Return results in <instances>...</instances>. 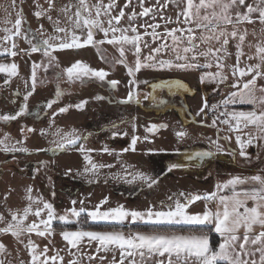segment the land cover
Returning <instances> with one entry per match:
<instances>
[{"label":"snow or ice","instance_id":"obj_1","mask_svg":"<svg viewBox=\"0 0 264 264\" xmlns=\"http://www.w3.org/2000/svg\"><path fill=\"white\" fill-rule=\"evenodd\" d=\"M15 2L16 0H13L14 7ZM34 4L36 11L33 15L38 20L47 19L52 28L51 33H47L43 23L36 31L30 27L25 28L23 25L26 21L21 9L17 13L13 27L3 29L5 35L0 37L2 41L0 58L7 60L22 54L30 56L32 53L40 52L48 58V64L32 62L31 75L25 80L24 104L14 113H0V122L8 123L28 114L27 101L36 91L37 69L43 67L47 71L53 61L57 60L55 52L80 50L88 46L99 50L100 45L107 43L117 47L121 58L118 63L127 68L130 77L129 92L119 101L120 103L140 102L139 93L136 91L139 83L136 73L143 68L200 71V82L224 85L228 80L224 73L227 67L234 77L228 86L235 91L230 92L220 104L211 106L212 110L218 111L223 105L224 110L219 111L210 126L216 127L219 121L227 125L229 131L236 132L235 139L241 157L248 158L245 148L252 145L254 140H264V107H261L264 106V83H260L264 81V41L255 45L249 44L250 48H255V53L247 56V59H255L257 63L240 66L241 58L245 56L243 45L248 35L247 29L241 30V25L255 24L258 21L264 26V0H124L122 5L118 0L107 2L96 0L95 3H89V0H44L46 7L40 4L39 0H34ZM170 5L178 9L175 18L166 15ZM53 13L56 14L55 18ZM62 18L67 20V26H61ZM125 18L128 20L127 26L121 23ZM169 24L177 26L168 27ZM261 31L264 32V27ZM98 33H102V38H97ZM45 35L46 38H42ZM252 35L255 36L256 33L253 32ZM21 38L28 48L18 47L17 40ZM233 41L236 62L227 65L225 61L232 55L229 52V45ZM144 49H148L147 54L144 53ZM129 51L135 57L134 67L128 66L126 62V52ZM164 55H168L169 58H162ZM201 58L204 59V63L200 62ZM214 66L217 71H209ZM64 72L69 81L79 80L81 83L92 78L103 82L109 74L79 60L66 67ZM0 73L5 74L4 84L8 85L12 78L19 75V65L14 60L11 62L0 60ZM107 83L115 89L119 81L111 80ZM158 87L161 85H152L153 90ZM174 87L186 86L183 82L176 81ZM257 92L262 95L257 96ZM61 95L57 88L55 99L47 101L45 107L50 109ZM150 95H145L144 99H149ZM96 99L102 100L104 97L97 96ZM86 103L87 101H81L74 107L82 109ZM235 104H249L254 107L250 111H228V105ZM68 107L70 106L61 107L58 113H53V118L68 111ZM208 108L205 100L197 114L207 115L205 110ZM250 126L257 130L255 135L244 132ZM166 127L164 124H151L146 131L155 133ZM35 131L27 126H21L20 133L23 139L15 141L6 133L0 139V151L12 154L13 158L15 153L27 152L28 149L23 146L24 140ZM240 133H244L247 139H243ZM46 134V130H41V135ZM59 134L58 129L56 135ZM175 135L182 139L187 133L181 130ZM86 139L87 137H82L73 130L64 134L51 150L66 151L76 147V150L85 153L84 159L87 165H90L86 166L85 171L105 167L106 165L95 164L87 154L95 150L84 148L81 141ZM139 139L133 136L130 146L123 151H135ZM144 139L147 140L148 137L145 136ZM219 139L221 138L210 141L216 145L217 150H220ZM222 139L230 140L231 136ZM102 151L109 152V149L105 147ZM212 156V151L196 153V157L200 158ZM176 167L180 165H171L169 171ZM136 180L144 182L149 188L157 183L155 178L140 172L132 174V180L128 182ZM249 182L252 187L238 190V186ZM226 190L230 194H220ZM26 192L29 203L22 213L19 210L10 211V219L0 213V224H4V227H0V234H10L17 244L24 246L30 256L27 262L20 259V249L17 248L18 264H64V257L60 256L59 250L50 249L48 245L40 247L31 238L32 234L41 238L52 236L54 221H59L63 227L61 235L63 241H66L70 255H76L72 249L79 252L84 246L93 248L94 245L92 255L83 254L87 255L89 264L97 258L100 264H104L106 257L100 253L108 252L113 253L112 264H264V170L251 176H234L226 182L218 183L216 191L211 193L179 192L170 195L167 198L168 203L161 202L159 207L153 204L145 210H131L123 205L101 210L102 206L108 203L106 197L91 210L86 209L83 201H80L81 206L77 209L75 207L77 201L72 200L73 206L70 209H66L63 214H57L51 202L43 200L42 197L33 198L31 187ZM200 200L207 202L203 211L192 213L189 210L190 206ZM212 203L215 204L214 208L209 207ZM30 215L36 219L27 222ZM101 222L112 230H84L81 226L72 231L67 227L73 223ZM131 226H142L149 231L130 230L125 235L124 228ZM212 232L220 237L216 245L210 242ZM50 252L55 254L50 255ZM117 252L118 260L115 256ZM11 255L5 243L0 241V264H13V260L9 259ZM68 264H83V256L70 259Z\"/></svg>","mask_w":264,"mask_h":264},{"label":"rangeland","instance_id":"obj_2","mask_svg":"<svg viewBox=\"0 0 264 264\" xmlns=\"http://www.w3.org/2000/svg\"><path fill=\"white\" fill-rule=\"evenodd\" d=\"M95 2L96 0H89V3ZM118 2L122 5L124 0H118ZM39 3L44 7L47 6L44 4V0H39ZM21 9L26 21L23 25L25 28L30 27L36 31L43 23L47 33H51L52 28L47 19L38 20L33 15L36 11L34 0H16L15 7L13 0H0V37L5 35L4 28L13 27L17 13ZM137 11H139L138 7ZM176 11L178 9L174 5H170L166 15L175 18ZM55 15L53 13L54 18ZM144 19L147 20V18ZM5 21L8 22L5 23ZM142 22L137 21V23ZM121 23L127 26V18ZM61 26H67L66 19L62 18ZM175 26L177 25H168V27ZM262 27L264 26H261L258 21L255 24L241 25V30L247 29L248 32L243 45L245 56L241 58V67H244L245 64L257 63L255 59L248 60L247 56L255 53V48H250L249 44L255 45L264 41ZM160 30L162 31L163 27ZM253 32L256 33L255 36L252 35ZM46 35L42 38H46ZM97 38H102V33H98ZM145 39L149 38L145 37ZM17 44L21 49L29 47L22 38L17 40ZM147 52L148 49H144V53L147 54ZM229 52L232 55L227 58L225 63L233 65L236 62L234 41L229 45ZM54 55L57 60L53 61L47 71L43 67L37 69L36 91L27 101L28 114L15 121L0 122V139L6 133L10 134L14 141L23 139L20 133L21 126L36 130L24 140L23 146L28 149L27 152L15 153L13 158L12 154L0 151V199L3 197L2 195H5L4 189L7 186L5 183L13 178L16 181V186L13 185L15 190L12 191L14 194L12 196L27 200L25 190L31 187L32 196L38 195L36 191L39 190L40 196L43 198L44 195L57 209H70L73 206L71 201L75 200L77 209L81 206L80 201H83L86 209L91 210L107 197L108 203L104 204L101 210L114 208L120 204L131 210H145L152 206L151 204L146 206V202H141L142 198L146 196L138 193V201H132L127 195L131 191L136 192L142 189L145 194H148L149 190L154 191L155 188L152 186L145 189L147 184L139 180L129 183L128 181L132 180V174L140 172L155 178L157 172L149 168L154 164H159L158 168L160 169L174 162L188 166L195 163L196 160L188 158L194 155L195 148L213 145L210 141L214 140L210 131L200 134L199 131L206 130L208 121L204 113L199 115L197 113L205 100L209 105L205 111L209 113L212 105L220 104L230 92L235 91L228 86L233 82L234 77L227 67L224 69V73L228 76V80L224 85L207 81L200 82V71L143 68L136 73V79L139 81L136 91L139 93L140 102L125 104L119 101L124 99L129 92L130 77L127 68L118 63L121 58L116 46L105 43L99 46V50L88 46L80 50L57 51ZM126 57L127 65L134 67L135 57L133 54L130 51L126 52ZM162 58L167 59L169 56L164 55ZM0 60L3 62L14 60L19 65V75L12 78L8 85L4 84L5 74L0 73V83L5 86L0 100V113H14L24 104L25 80L31 75L32 62L46 65L48 58L37 52L30 56L22 54L15 58L7 60L0 58ZM78 60L86 62L94 69H103L108 72L105 81L102 82L96 78L86 80L84 83L79 80L69 81L64 69ZM200 62L204 63V59L201 58ZM209 71L216 72L217 69L214 66ZM57 74H59V79H57ZM111 80L119 81L115 89H112L107 83ZM176 81L183 82L186 87L175 88ZM260 83H264V81H260ZM153 84L161 85V87L153 90ZM170 86H172L171 90ZM57 88L62 95L50 109L46 108V102L55 99ZM148 94H151L148 101L151 99L155 106L147 110L144 96ZM256 95L262 94L257 92ZM97 96L104 97V99L97 100ZM163 97L166 101L160 103L164 100ZM81 101H87L82 109L74 107ZM238 105L244 104L228 105V109H231L229 111L246 109L245 106ZM65 106H70L68 111L57 114L53 118V113H58V110ZM220 111H223V108ZM151 124H164L167 127L150 133L146 131V128ZM219 125L224 129L222 123ZM58 129L60 134L56 135ZM41 130H46L47 134L41 135ZM73 130L78 135L87 137L86 140L81 141L84 148L95 150L87 154L91 156L95 164L106 165L105 167H99L95 171H85L86 166L90 167V165H87V161L84 159L85 153L76 150V147L66 151L51 150L56 147L57 142L64 134ZM181 130L187 133L182 139L175 135L177 131ZM222 132L224 133V131ZM114 133H126V135H114ZM230 134L232 133H226L227 136ZM133 136L140 138L135 145V151H123L130 146ZM145 136L148 137L147 140L144 139ZM224 143V140L219 139L222 148L225 147ZM17 146L19 147V145ZM105 147L109 149V152L102 151ZM144 165L148 166L147 169ZM69 169H71L70 172ZM20 179L25 183L23 191L19 190ZM12 192L7 194H12ZM158 198L162 199L160 195L157 196ZM163 198L166 200V196ZM160 202L154 201L153 204L159 207ZM162 202L168 203L167 201ZM129 206H133V208ZM77 228L80 227L68 229ZM72 252L76 253L74 256L76 258L83 256V264H89L87 255H92L94 248L89 249L85 246L79 252L76 249H73ZM84 253L87 255H83ZM100 255L106 257L104 264H112L113 253H100ZM74 257L73 259H76ZM92 264H100L99 259L93 260Z\"/></svg>","mask_w":264,"mask_h":264},{"label":"crops","instance_id":"obj_3","mask_svg":"<svg viewBox=\"0 0 264 264\" xmlns=\"http://www.w3.org/2000/svg\"><path fill=\"white\" fill-rule=\"evenodd\" d=\"M243 106H245L247 110L242 108V109H239L240 111H250V110H253V107H254L253 105H249V104H244ZM229 110L231 109L229 108L228 111ZM234 110H238V109H234ZM223 131H224L223 135L219 137L221 138V140L225 141L224 143L225 147L222 148L221 144H219L222 150L221 149L217 150L216 145L213 144L212 146L213 156L210 157V160L204 161V162H200V161L195 162V163L193 162L191 163L190 166L186 164L174 162L171 164L169 163L168 166L160 168V169L158 168L159 164H154L152 165V167H149V168L150 170L152 171L154 170L157 172L156 175L154 176L155 179L157 180V183L153 185V188H155V190L154 191L149 190L148 194H145L143 192L144 189L140 187V189L142 190L136 191V192L131 191L130 193H128L129 195L127 196L129 200L138 201L137 196H138V193H140L143 196H146L145 198H142L141 202H146L145 205L149 206L150 204L153 205L154 201H159V202L167 201L168 202L167 198L170 195H174L179 192H186V193H193V194L211 193V192L216 191V185L218 183L226 182L227 180L231 179L234 176H251V175L258 174L261 170H264V140H254L252 145L246 146L245 151L248 153V158H245V157H241L239 154L240 148L237 145L236 139H235V136L237 135V133L229 131L227 125H224ZM256 131L257 130L255 129V127H252V126L244 130V132L251 133L253 135L256 134ZM225 132L232 133L230 134L231 136L230 140L222 139V137L227 136ZM200 133H206V132L202 131ZM240 134L243 139H247V136H245L244 133H240ZM213 137H214V140L218 138V136H214V135ZM198 147H202V146H198ZM174 164L180 165V167L172 168L171 171H169L170 166ZM144 166H145V169H147L148 166L147 165H144ZM14 181L15 179L13 178L12 180H7V182L5 183V185L7 186H6V189H4L5 195H2L3 197L0 199V213H3L4 216L8 219H10V214H9L10 211L19 210L22 213V210L24 209V207L29 203L28 200H24L23 198L12 196L14 195L12 191L15 190L13 189V187L16 186L15 184L16 181L15 182ZM24 187H25V183L21 180L19 190L23 191ZM250 187H252V185L249 182L244 185L238 186V190L240 188H250ZM144 188L147 189L149 187L146 185V187ZM9 192H12V194H7ZM36 192L38 195H33V198L42 197L40 196L39 190H37ZM220 194H230V193H228L226 190L225 193H220ZM158 195H160L162 199H159V198L157 199ZM164 196H166V200L163 198ZM5 197H7V199H5ZM43 200L50 202L48 199L45 198L44 195H43ZM206 203L207 202L203 200L196 201L193 205L190 206L189 210L192 213L202 212ZM249 205L251 206V201H249ZM129 207L133 208V206H129ZM140 207L141 206H139V208ZM209 207L214 208L215 204L214 203L209 204ZM65 210L66 209H57L55 207V211L57 214H63ZM35 219H36L35 216L30 215L28 217L27 222H31L32 220H35ZM0 227H4V224H0ZM53 228H54V232H53V235L50 237L41 238V237L36 236L35 234H32L31 238L40 247H43L44 245H48L50 249L59 250L60 256L64 257V264H68V261L70 259H73L74 256L69 255V252L66 247V241H63L62 239L61 232L63 230V227L59 221H54ZM77 229H68V230L75 231ZM84 230L110 231L112 229L84 228ZM130 230L131 231H149V229H143V228L133 229L131 227H127V228H124L125 235H127ZM211 234H216V233L215 232L210 233V242H211ZM0 241L5 243L8 250L12 253L9 259L13 260V264H18V261L16 259V255H17L16 249L17 248L20 249V259H23L25 262L30 260L28 251L24 248L22 244H17L15 239L10 234H7V235L0 234ZM49 241H51V243H49ZM26 242L27 240L25 238V243ZM84 247H82V249H84ZM93 248H94V245H93ZM49 254L51 255L55 253L50 252ZM115 256L118 260L119 253L118 252L115 253Z\"/></svg>","mask_w":264,"mask_h":264},{"label":"flooded vegetation","instance_id":"obj_4","mask_svg":"<svg viewBox=\"0 0 264 264\" xmlns=\"http://www.w3.org/2000/svg\"><path fill=\"white\" fill-rule=\"evenodd\" d=\"M113 98V97H112ZM181 98V97H180ZM114 99V98H113ZM163 101H164V103H165V101H166V99H165V97H163ZM150 102V104H148ZM142 104V103H141ZM145 105H146V108H147V110L148 109H151L152 107H154L155 105H154V103L151 101V99H150V101H148V99H146V103H145ZM174 105V104H173ZM176 105H179V104H176ZM222 106V105H221ZM238 106H243V105H238ZM222 108H223V106H222ZM223 110H224V108H223ZM206 113H207V115H205V116H207L206 117V119H207V121H208V124L207 123H205V124H207V128H209V129H207L206 128V130H202V131H205V132H207V131H210V132H212V134L214 135V136H221V135H223V129L220 127V125H219V123H217V126L216 127H212V126H210L211 124H212V120H211V117H210V115H209V113L206 111ZM223 117H221V119H222ZM224 125V124H223ZM199 132H201V131H199ZM200 134H206V133H200ZM212 146L213 145H209V146H202V147H196L195 148V153H194V155L192 156V157H188L190 160H196V162H198V161H200V162H204V161H208V160H210V158H207V157H204V158H200V157H196V153L197 152H205V151H212L213 152V148H212Z\"/></svg>","mask_w":264,"mask_h":264},{"label":"trees","instance_id":"obj_5","mask_svg":"<svg viewBox=\"0 0 264 264\" xmlns=\"http://www.w3.org/2000/svg\"><path fill=\"white\" fill-rule=\"evenodd\" d=\"M83 227V228H100V229H108V228H110L108 225H106V224H104V223H100V224H70V225H68L67 227L68 228H76V227ZM125 228H127V227H125ZM131 228H133V229H137V228H143V229H148V228H145V227H135V226H131ZM219 241H220V237H219V235H217V234H211V243L213 244V245H216V244H218L219 243Z\"/></svg>","mask_w":264,"mask_h":264},{"label":"built area","instance_id":"obj_6","mask_svg":"<svg viewBox=\"0 0 264 264\" xmlns=\"http://www.w3.org/2000/svg\"><path fill=\"white\" fill-rule=\"evenodd\" d=\"M4 90H5V86L2 83H0V100L2 98V94H3ZM221 108H222V106L220 107V109ZM220 109L217 111V110H212L210 108L209 115H210L211 119H215L218 116Z\"/></svg>","mask_w":264,"mask_h":264}]
</instances>
